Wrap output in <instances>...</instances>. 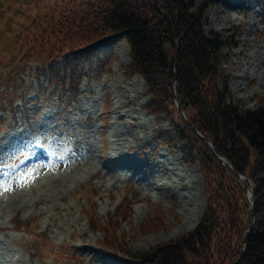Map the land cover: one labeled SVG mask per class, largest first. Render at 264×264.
<instances>
[{
  "label": "rangeland",
  "instance_id": "1",
  "mask_svg": "<svg viewBox=\"0 0 264 264\" xmlns=\"http://www.w3.org/2000/svg\"><path fill=\"white\" fill-rule=\"evenodd\" d=\"M198 2L204 28L233 39L226 64L233 99L247 110L254 109L264 96V36L258 16L259 0H236L238 8L217 0ZM35 4V10L21 6L25 17L31 13L36 15L42 8L40 17L53 11L48 10L53 4L43 0ZM252 5L255 8L251 12ZM3 8L10 9L9 0ZM54 18L50 22L57 23L59 17ZM224 19L231 22L226 24ZM245 22L254 28L245 27ZM46 27L40 29L43 35L36 45L43 42L45 34L49 35L44 31ZM252 29L255 32L247 37L248 30ZM112 46L107 51L106 65L87 69L81 95L69 110L62 111L60 100L47 95L42 82L37 85L35 77L29 74L25 80L30 85L27 90L31 87L32 90L15 100V111L0 108V180L8 181L14 191L11 200L0 210V264H13L7 259L20 248L23 250L21 264H41L43 259L45 264H133L134 261L117 256L115 251L122 250L125 243L131 250L149 251L191 232L201 220L206 208L204 156H199L198 151L185 153L180 146L185 141L170 144L165 140L159 145L152 139L161 132L159 129L170 132L180 126L179 114L173 107L160 112L159 118L147 111L145 106L153 97L145 98L144 80L128 73L129 44L121 39ZM41 53L40 60L31 62L39 65L52 58L61 66L68 59V52L49 56H45L50 54L49 50ZM108 98L112 102L108 109L111 116L105 120L103 108ZM57 112L62 119H57ZM115 130L118 134L124 133L125 139L114 136ZM146 141L149 149L143 153ZM36 144L47 147L54 159L56 180L27 191L34 200L23 197L16 203V192L28 188L44 172L48 153L40 154ZM199 148H202L200 144ZM105 157L116 166L111 163L108 166ZM25 174L28 178L21 182ZM130 185L138 190L140 197L124 203L122 192ZM40 194L44 201L40 200ZM83 195L92 203L89 204L93 206L92 214L85 211L88 204ZM242 198L250 202L247 193ZM244 203L242 200L240 212L247 223L237 222L228 231V237L223 235L226 252L238 251L241 243L237 231L246 229L252 220ZM239 217L242 218L240 214ZM158 218L163 220V226L157 223L153 229L140 231L151 221L158 222ZM38 229L45 230V235ZM109 239L110 247L103 248L100 243ZM44 242L56 244L57 254L42 257ZM60 244L73 246L75 254L83 257L75 259L74 251L58 247Z\"/></svg>",
  "mask_w": 264,
  "mask_h": 264
},
{
  "label": "trees",
  "instance_id": "2",
  "mask_svg": "<svg viewBox=\"0 0 264 264\" xmlns=\"http://www.w3.org/2000/svg\"><path fill=\"white\" fill-rule=\"evenodd\" d=\"M33 1L41 0H25L24 7L35 10ZM43 1L53 4L48 7L53 11L43 17L39 14L43 8L36 15L29 14L30 17L16 13L9 17L10 25H0V63L40 60L41 50H49L50 54L45 56L68 52L63 71L52 58L40 64L64 83L67 76L75 77L83 69V57L90 59L117 39H125L130 45L128 73L144 78L147 94L153 97L151 110L160 113L173 107L179 114L180 126L170 132L160 129L152 139L159 145L165 140L170 144L185 141L191 146L185 151L192 154L197 148L199 156H204L207 208L200 224L177 240L149 251H134L125 243L115 253L136 264H227L241 256L246 238L239 264H264V97L253 111L242 109L231 99L229 81L221 69L224 49L230 41L203 28L198 0H69L67 4L66 0ZM56 15L58 22H50ZM0 18H4L2 13ZM43 27L49 35L45 34L43 42L36 45ZM49 72L46 73L53 82ZM175 79L180 109L173 102ZM193 128L215 144L231 165L221 161ZM237 173L253 184L254 221L248 222L246 229H238V251L226 252L223 235L228 237V231L237 222L247 223L240 212L242 200L249 216L252 215L249 202L242 198L246 197L247 187ZM157 221L142 226L140 231L155 228L157 223L164 225L162 219ZM109 241L101 243L107 248ZM44 246L47 251L53 250L50 243Z\"/></svg>",
  "mask_w": 264,
  "mask_h": 264
},
{
  "label": "bare ground",
  "instance_id": "3",
  "mask_svg": "<svg viewBox=\"0 0 264 264\" xmlns=\"http://www.w3.org/2000/svg\"><path fill=\"white\" fill-rule=\"evenodd\" d=\"M217 1H221L222 2V4L224 3V5H226V3H230L232 6H234L235 8H238L240 5H236V0H217ZM254 8H255V6L254 5H252L251 7H250V11L252 12V10H254ZM224 22L226 23V24H228V23H230L231 22V19H224ZM248 25H250V28H254V25L253 24H251L250 22H245L244 23V26L246 27V26H248ZM255 32V30H248V32H247V37H250L251 35H252V33H254ZM247 37H245V38H243L245 41H248V38ZM125 55H127V53H126V50H125V52H124V57H125ZM116 134H117V137L120 139V140H123V139H125V135H124V133H121V131H120V133L118 134V132L115 130V134H114V136H116ZM29 196V197H28ZM13 196H11V198H12ZM15 197H18L16 200H14V201H16V203L17 202H20V200H19V198H23V197H26L27 198V200H29V199H32V200H34V197L29 193V192H27L26 190H24V191H19V192H16V196ZM39 197H40V200H41V198H43V201H44V197L40 194L39 195ZM11 200V199H10ZM9 200V201H10ZM8 203V202H7ZM4 206V203L2 202V201H0V210H1V207H3Z\"/></svg>",
  "mask_w": 264,
  "mask_h": 264
},
{
  "label": "snow or ice",
  "instance_id": "4",
  "mask_svg": "<svg viewBox=\"0 0 264 264\" xmlns=\"http://www.w3.org/2000/svg\"><path fill=\"white\" fill-rule=\"evenodd\" d=\"M28 178L27 174L23 175L21 178H20V181L23 182L25 181L26 179ZM11 190L10 189V186L8 184V181L6 180H0V192H3V191H9Z\"/></svg>",
  "mask_w": 264,
  "mask_h": 264
}]
</instances>
